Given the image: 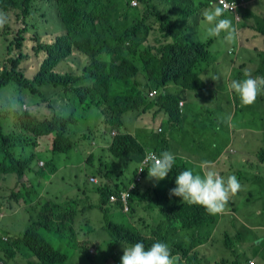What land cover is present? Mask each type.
Masks as SVG:
<instances>
[{
  "label": "trees",
  "instance_id": "trees-1",
  "mask_svg": "<svg viewBox=\"0 0 264 264\" xmlns=\"http://www.w3.org/2000/svg\"><path fill=\"white\" fill-rule=\"evenodd\" d=\"M115 1L0 0V11L8 17V22L0 28V93L9 85L18 86L20 95L16 100L21 105L17 110L0 106V178L5 180L0 183L15 176L17 191L6 200L7 207L15 204L16 209H25L28 214L34 208L33 215L29 216V229L19 237L11 239L7 232L0 230L1 251L9 259L14 260V251H20L30 260L28 264L65 263L67 254L46 239V232L55 239L70 241L91 264H112L113 261L121 264L124 246L142 242L147 249L157 241L168 244L171 251L174 248L173 255L187 258L186 264L200 261L195 256L199 252L197 248L208 241V234L197 236L195 231L207 227L213 216L207 215L200 205H190L180 197L170 196V190L142 187V179L119 183L123 170L110 171L107 157L109 154L131 165L136 155L143 157L146 153L143 143L125 128L122 119L125 114L144 112L149 106H153L149 111L157 106L161 111L178 107L179 101L166 88L176 85L195 89L202 82V65L211 59L209 46L213 40L188 42L184 36L197 22V13L219 2L138 0V6L132 7L131 0H117L130 20L126 30L119 32L108 18ZM229 1L237 4L235 12L239 14V22L258 21L264 37V14L258 16L245 9L241 0ZM56 11L63 33L41 27L49 28L48 34L54 37L51 43H46L37 26L47 22L48 14L53 23ZM27 33L33 35V52L44 54L32 77L20 69L28 58L24 52ZM152 89L160 94L150 96ZM28 92L30 100L44 105L48 112L33 113L31 101L26 103ZM94 114H101L100 129L92 128L89 123ZM178 126L174 123L176 129ZM47 137L52 138L49 149L53 153H66L79 145L78 153L84 152L86 157L78 169L97 180L84 181L65 202L54 198L36 199L40 186H36L32 175L52 176L57 168L44 164L41 172L36 171L32 167L33 150L31 154L25 151L28 148L35 151L39 139ZM259 160L264 164V150L259 152ZM179 173L180 170L174 169L170 176L173 178ZM125 190L131 194L128 213L119 197ZM111 196H116V201L110 202ZM143 200L156 205L162 216L154 222H144L137 204ZM90 211L99 216L93 214L83 219L82 215ZM93 218L104 221L108 238L96 237L95 230L90 228ZM136 219L144 222L142 227L133 224ZM165 225L168 229L163 228ZM39 229H44L42 236ZM255 250L263 252L264 246L256 245ZM98 251L102 257L96 260ZM3 261L6 264L0 255V264Z\"/></svg>",
  "mask_w": 264,
  "mask_h": 264
},
{
  "label": "rangeland",
  "instance_id": "rangeland-1",
  "mask_svg": "<svg viewBox=\"0 0 264 264\" xmlns=\"http://www.w3.org/2000/svg\"><path fill=\"white\" fill-rule=\"evenodd\" d=\"M117 1V0H116ZM115 1V2H116ZM132 1V0H131ZM242 6L250 11L253 12L255 15L260 16V14H264V0H241ZM119 2L115 4L118 5ZM214 4H218L217 1ZM111 9L109 20L113 22L119 32L124 31L129 25V18L125 15L124 9L121 5L116 6ZM210 7V6H209ZM203 8L199 13L196 15L197 22L192 25V27L185 33L184 38L186 41L190 42L193 40H198L201 42H208L213 40V42L209 46V51L211 53V59L209 63L203 64L202 68L206 73L208 79H215L217 76L220 77L219 80L224 79L228 72L231 73L233 76L237 78L235 80L244 79V72L247 71L254 75V69L258 62H253L251 58L256 57L258 52L262 51L263 41H262V34L261 28L259 27V22L251 19L249 21L239 22L235 21L234 16L232 15H224L226 18L231 19L233 25L238 29L239 37L235 42H228L224 39V33H221L220 37L216 38H208L206 36V24H202V12ZM235 9V6L234 8ZM249 12H246V14ZM50 16L48 14L47 22H43L39 24L37 27L39 31L42 33V41L46 43H51L54 37H50L48 34V29L53 28L56 29L58 32L63 33L61 29V22L58 18L57 11L54 15V22H51ZM239 16H236V18ZM41 27H49L44 30ZM27 41L25 42L24 52L27 54L28 58L23 61L20 66L21 71L25 72L26 76L32 77L39 67L42 59L43 53L37 54L34 53L32 47L34 46L33 35L31 33L26 34ZM249 42L247 46L248 50L244 51L245 45ZM241 43V45H240ZM253 44V45H252ZM246 54L245 57L242 55ZM228 58V61H224ZM83 62V60H82ZM220 63L221 70L214 73V70L217 68V65ZM227 64V65H225ZM63 69V65L60 67V70ZM264 77V76H259ZM12 84V83H11ZM179 90V87L176 85H169L166 88V91L170 94H176ZM158 93L156 89H152L150 91V95ZM28 97L26 103L31 101L30 109L33 113H41V112H48L47 108L39 103H33L31 99V93L28 92ZM20 89L18 86H7L4 88L0 93V106H3L4 109H9L12 106L13 102H16L20 105V103L16 100L19 98ZM263 94L259 95L256 101L251 104L254 105L259 102V99L262 97ZM55 96L53 97L54 100ZM239 98V97H238ZM57 99V98H56ZM229 106L231 109L230 114L242 118L245 114L247 106H241L239 109H234L235 107L232 106L228 99L225 98H218V102L215 103L211 109V112H207L204 108L201 109V105L198 101L197 104L193 103L191 99L190 106H187V109L192 111L195 115H198L199 118L195 119V123L198 124L196 130H200L199 133H196L193 139H197L194 143L187 137H185V142L179 148L180 153L178 156L183 160L185 163L191 165L194 161L193 158H189L181 154L182 150L188 149H195V151L202 156L200 151H204L207 145V139H211L213 135L208 130V121L212 118H219L223 114H227V110H229ZM149 106L145 109L144 112H136L133 114L129 112L123 116V121L125 122V128L128 131L133 132L137 135L140 139L143 138L145 134L148 135H156L157 128L162 127L166 130L167 126L166 123L163 121L165 120L162 114H154V108L152 111L150 110ZM220 107H223L224 110L218 111ZM202 111V113H200ZM190 112L191 114H193ZM9 117H12L9 114ZM38 118H42L41 116H37ZM93 120H89V123L92 128L100 129L99 128V121L102 120L101 114H94L91 116ZM162 118V119H161ZM5 123V120H3ZM206 125L207 127L202 129V126ZM139 128V130H137ZM202 129V131H201ZM5 130H8V127L5 125ZM167 135V131L161 137ZM254 135V133H252ZM141 140V139H140ZM175 145V144H173ZM52 146V138H41L38 141V147L34 151V149H26V154L32 153V150L35 154V159L33 161V168L41 172L43 170L44 164L47 167L51 164L55 165L57 171L54 175H49L46 173L45 175L37 178L35 174L32 175L31 179L35 181L36 186H40L38 189V196L36 199H51L57 200L58 202H65L72 198L73 191L79 189L80 186L87 181H90L91 176H87L85 170L78 169V166L82 164L85 160V153L81 152L78 153L79 145L68 151L66 153H53L49 148ZM83 147V145H82ZM88 146H85L87 148ZM97 147V145H96ZM226 148V146H225ZM224 148V149H225ZM50 150V151H49ZM86 150V149H85ZM200 150V151H199ZM239 152L237 156L233 159L241 158L242 153H244L243 149H238ZM264 150V149H263ZM0 148V153H1ZM87 151V150H86ZM262 150H259L255 154H251L249 157H253ZM29 154V155H30ZM103 156V155H102ZM33 160V159H32ZM112 157H107V164L110 162V171L115 170H123V173L119 176L118 182L122 183V181H132L134 182L135 176L137 172L134 171L133 167L130 166L127 170L126 161L124 160H115ZM230 164V158L226 160ZM39 162L42 167H39ZM109 166V164H108ZM210 168L213 170H217L223 177H227L225 168L220 165L208 164ZM234 175L237 178H244L248 176V181H244L241 184L240 190L233 195L225 210L223 211V216L220 221L218 216H213V222H217L216 224H210V229L212 233V237L209 241L203 244L200 247L199 254L203 256L204 260H207L206 264H242L241 256L246 253L249 255H253L257 241H261V246H264V164L258 162H252L251 165H248L245 162H242L238 167L233 168ZM254 169L256 171H254ZM195 170L194 172H196ZM146 170L144 171V173ZM231 172V174H233ZM143 173V174H144ZM229 174V175H231ZM145 182L149 183L150 180L148 179V173L146 172L145 175ZM39 179L41 182H39ZM99 180V178H97ZM0 181H5L0 178ZM91 182V181H90ZM131 182V183H132ZM93 183V182H92ZM93 186L92 184H90ZM89 185V187H90ZM126 185V184H125ZM162 186V185H160ZM83 189V188H82ZM157 189V188H153ZM171 190V189H169ZM13 191H17V183L15 182V176L11 179H8L6 183H0V230L7 232L11 239L15 237H19L23 233H25L30 225H29V216L33 215V209L28 206L29 214L25 209L15 208L14 205H10L7 207V201L13 196ZM168 191V190H167ZM74 193V192H73ZM85 201V200H84ZM137 204L140 206V213L146 220V222L151 223L158 219L160 216L159 209L156 205H153L151 202L137 201ZM2 206V207H1ZM151 208L156 210L155 214L151 211ZM15 209V210H14ZM91 213V214H90ZM95 215L96 217L99 216L98 213L90 211L88 215H82V218H86L87 216ZM221 214V213H220ZM219 214V215H220ZM93 218V223L90 226L93 230H95L96 237H99L100 240L102 238H108V232L105 231V223L102 219ZM90 221V219H89ZM141 221L138 219L134 220V224L138 226ZM216 225V227H215ZM85 229H89V227H85ZM143 230H145L143 228ZM44 229H39V233L41 236L43 235ZM80 233V232H79ZM46 239L51 242L54 247L61 252L67 254L68 260L62 264H91L88 258L81 252V250L77 247V249L72 246V243L68 240H62L60 238L55 239V237H51L48 233H44ZM3 237V233H2ZM5 237V236H4ZM80 237V236H79ZM6 238V237H5ZM80 240L83 241L80 237ZM97 243L100 241L97 239ZM92 245V244H91ZM93 248V247H92ZM174 248L172 249V251ZM16 254V258L9 259L4 252L1 251L0 247V255L5 260L6 264H28L30 260L26 258L24 252L14 251ZM102 254L100 251L95 253L94 258L96 260L101 259ZM255 257L257 261L264 264V260L262 258H258V254L255 252ZM248 258V257H246ZM254 260V258L252 259ZM4 263V261L2 262ZM5 264V263H4ZM112 264H118L116 262H112ZM184 264V263H182Z\"/></svg>",
  "mask_w": 264,
  "mask_h": 264
},
{
  "label": "crops",
  "instance_id": "crops-1",
  "mask_svg": "<svg viewBox=\"0 0 264 264\" xmlns=\"http://www.w3.org/2000/svg\"><path fill=\"white\" fill-rule=\"evenodd\" d=\"M229 2L233 3L237 8V4L235 2H232V1H229ZM131 6L132 7L138 6V0H137V5H133V0H132ZM227 11L228 12H226L225 15H227L228 13L229 15H233L235 18V21L239 23L240 18L239 17L236 18V16H239V14L234 11H229V10ZM262 41H263V47L261 48L262 51L256 54L255 59L251 58L253 62L255 63L258 62L254 69L255 76L253 77L264 76V37H262ZM247 46H251L249 45V42L245 45L244 51L248 50ZM242 56L243 57L246 56L245 52ZM224 61H228V58H226ZM219 70H221L220 63L217 65V68L214 70V73H217V71ZM201 75H202V78H201L202 82L200 81V83L197 84L195 89H185V88L182 89L181 87H179V90L177 91V93L173 94L176 97V99L179 101L178 107H166L162 111L160 110L159 106L154 108V114H162V116L164 117L165 120L163 121L166 123V126H167L166 130L162 127H158L157 128V133L159 134L158 136L154 134L153 135L145 134L143 138L140 137L141 140L137 137L135 133L130 131V133L133 136L137 137L139 141L143 143V145L145 146V148H147V150L143 157H139L136 155L133 163L131 165L129 164L126 165L127 170L130 166H132L134 171L137 172L138 174V168L140 167V164L143 158L146 156L148 152H154L158 156L163 151H170L176 157L175 164L177 167L174 168V165H173V168L171 172L169 173L168 177H166L163 180L157 181L155 179H151L149 183H146L144 175L147 172V169L150 165L146 167L144 169V171L146 170V172L142 176V184H141L142 187L160 188L161 190L165 189L166 191L169 189H172L176 186L175 178L177 174L173 178L170 176V174L174 173V169L180 170V172L187 170V169H192L193 171L195 170L200 171L199 166L202 162H208V164L222 166L223 168H225V172H226L225 176H229V174L233 172L234 170L233 168L238 167L242 162H245L248 165H251L252 162H258V163L260 162L259 153L253 157H249V156H251V154H255L259 150L264 149V94L259 99V102H257L254 105L247 106L245 114L243 115L242 118L232 116L233 112L232 114H230V111L233 109H231L229 106V110H227V114H223L220 117V119L215 117V118H212L210 121H208V125H207L208 130L215 136H213L211 139H207V145L204 151L199 150L202 156L199 155L195 151V149L191 150V149L186 148L187 150H182L181 152L182 155L194 159L191 165L185 163L178 156V154L180 153L179 148L182 146V144L186 140L185 137L189 139H193L195 134L199 133L200 131V130H196V127L198 126V124L195 123V119H198L199 116L195 115L192 111L187 109V106H190L191 104V99L193 100L194 104H197L199 101L201 105L200 110L204 108L207 112L212 111L211 107L215 103L218 102V98L222 99L226 97L229 103L232 106H234L235 107L234 109L236 110L242 106L238 96L234 93V91H231L228 87L230 82L237 78L236 76H233L231 73L228 72L227 76L224 79H221V80L211 79L210 80L207 78L205 71ZM149 95H150V92H149ZM151 95H152V92H151ZM223 110H224L223 107H220L218 109V111H221V112ZM190 112H192L193 114H191ZM170 113L175 114V115L172 117ZM200 113H202V111H200ZM227 115L232 116L231 126H228L227 124L223 122V118ZM174 123L179 124L177 129L174 127ZM207 126L206 125L202 126V129ZM160 128L162 129L161 132H160L161 130ZM137 130H139V128H137ZM165 131H167V135L164 137H161V135H163ZM252 133H254V135H252ZM191 141L195 143L197 139L195 138ZM238 149H243L242 151L244 153H242L241 158L233 159L235 156H237V153L239 152ZM228 158H230V164L226 161ZM39 167H42L40 165V162H39ZM254 171L256 170L254 169ZM219 174L221 175V173ZM231 175H234V172ZM247 177L248 176H245L242 179L238 178L240 184H242L244 181H248ZM204 210L206 211L205 208ZM151 211L155 214L156 210L151 208ZM206 214L210 215L207 211H206ZM210 216H218L219 218L218 221H220L223 214L221 213L220 215L217 214V215H210ZM115 217L116 216L114 214L113 218ZM218 221L213 222V220L211 219V222L208 224L207 227H205L202 230L201 229L196 230L195 234L197 236H200L203 233H207L208 241H209L213 233L211 232L210 224L217 225ZM144 222H146V220ZM142 223L140 222V224H138V227H142L141 225ZM159 223H160V220L155 223V227ZM133 224H134V221H133ZM163 228L168 229V226L165 225L163 226ZM255 244L261 245V241L260 242L257 241V243ZM200 247L197 248V251L199 252H200V249H199ZM199 252H197L198 254L195 255L200 259L199 263H196V264H206L207 260H204L203 256H201ZM255 252L258 254V258L260 257L264 260V251L258 252L255 250L253 255L244 253L241 256L242 264H247V260L249 258L256 259ZM181 260H182V263L184 264L187 263V258L182 257ZM257 262L258 264H262L259 261Z\"/></svg>",
  "mask_w": 264,
  "mask_h": 264
},
{
  "label": "clouds",
  "instance_id": "clouds-1",
  "mask_svg": "<svg viewBox=\"0 0 264 264\" xmlns=\"http://www.w3.org/2000/svg\"><path fill=\"white\" fill-rule=\"evenodd\" d=\"M229 6L225 0H219L218 4H212L202 12V24H206V36L208 38L220 37L224 33V39L235 42L239 37L238 29L231 19L224 16ZM8 22L6 13L0 11V28ZM244 79L232 80L228 85L231 91L239 97L242 106L253 104L257 97L264 94V77H252L247 71ZM217 76L213 80H219ZM21 105L12 103L14 110L20 109ZM223 122L232 125V116L227 115ZM176 161L175 155L170 151H163L158 156L149 153L146 162H150L147 169L148 179L157 181L168 177ZM200 171L194 172L187 169L175 178V187L170 190V196L182 198V202L190 205H200L210 215L223 213L230 198L241 188V184L235 175L221 176L217 171L208 166V162H202ZM141 171H144L143 169ZM121 264H182L179 254L173 255L168 244L155 242L147 249L142 242H135L124 246ZM254 264V261H249Z\"/></svg>",
  "mask_w": 264,
  "mask_h": 264
},
{
  "label": "built area",
  "instance_id": "built-area-1",
  "mask_svg": "<svg viewBox=\"0 0 264 264\" xmlns=\"http://www.w3.org/2000/svg\"><path fill=\"white\" fill-rule=\"evenodd\" d=\"M218 2H219V0H218ZM225 3L229 6V9H228L229 11H234L235 12L236 6L233 3L229 2L228 0H225ZM133 5H137V0H133ZM234 6H235V9H233ZM152 95H154V94H152ZM149 153L155 154L154 152H148L146 154V156L143 158V160H142V162L140 164V167L138 168V174H137V176L135 178V182H140L141 181L142 173H144V171H141V170L142 169L144 170L146 167H148L150 165V162H146V158H147V155ZM91 181H97V180L95 178H91ZM130 196H131L130 191H126L125 190V191H122V192L119 193V197H120V199L123 202L124 211L126 213L130 212V210H131V207H130ZM116 199H117L116 196H111L110 197V202H114V201H116ZM2 239L6 241L5 237H2ZM250 260L254 261V264H258L256 259H254V260L250 259ZM250 260L247 261V264H249Z\"/></svg>",
  "mask_w": 264,
  "mask_h": 264
}]
</instances>
